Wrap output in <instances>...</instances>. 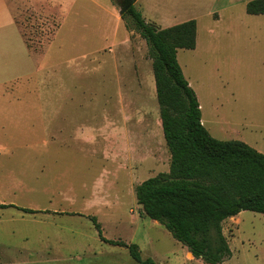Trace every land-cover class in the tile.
<instances>
[{"label":"rangeland","instance_id":"374dc122","mask_svg":"<svg viewBox=\"0 0 264 264\" xmlns=\"http://www.w3.org/2000/svg\"><path fill=\"white\" fill-rule=\"evenodd\" d=\"M125 1L42 2L16 14L41 71L0 88V204L13 205L0 208V264H138L127 247L101 240L92 217L104 238L137 244L143 259L205 264L137 203L136 187L168 172L170 154L156 128L148 46L130 16L114 31ZM144 1L135 9L156 23ZM247 2L185 9L181 20L198 17L197 45L179 49L178 61L209 133L264 154V15H249ZM135 93L136 103L119 104ZM223 232L232 253L223 264H264V215L243 211Z\"/></svg>","mask_w":264,"mask_h":264},{"label":"trees","instance_id":"16d2710c","mask_svg":"<svg viewBox=\"0 0 264 264\" xmlns=\"http://www.w3.org/2000/svg\"><path fill=\"white\" fill-rule=\"evenodd\" d=\"M246 12L264 15V0H248ZM125 16L133 19L135 31L149 49L170 154L168 172L136 187L137 203L145 216L162 224L195 259L223 264L232 254L223 223L243 211L264 215V154L243 141L218 140L202 124L198 98L178 61L179 49L196 48L195 19L160 28L146 22L134 5L122 19ZM7 207L13 205L0 204ZM92 221L102 241L127 247L138 264H156L152 258H142L137 244L104 238L97 218Z\"/></svg>","mask_w":264,"mask_h":264},{"label":"crops","instance_id":"0c3cea01","mask_svg":"<svg viewBox=\"0 0 264 264\" xmlns=\"http://www.w3.org/2000/svg\"><path fill=\"white\" fill-rule=\"evenodd\" d=\"M141 1L143 0H136L138 3ZM145 1L142 7H145V11L146 9L152 11L153 15L150 18L151 22L153 19L156 20L157 22L154 23L160 28L163 27L159 25V23H164L166 19L168 23L179 21V24L190 20V18H184V20H181L183 19L182 13L185 9L197 10L201 8L202 10L205 8L207 13H209L214 10H225L231 7L235 2V0H149L146 4ZM42 2H45L47 5H56L60 4L61 0H0V88L8 87L9 85H17L22 80L30 78L32 75L41 71V56L29 50L16 22V14L19 10L31 14L34 12L31 11V8L40 5ZM164 9H168L169 12H158L159 10ZM115 12L117 16L115 17V14H113L116 22L114 31L118 32L119 23L122 20L121 15L117 11ZM193 17L198 21L197 16ZM132 35L133 32H131L130 37ZM132 56L134 59L130 64L133 66L137 64L139 71H141L142 64L139 63V55H133V53H131L130 57ZM150 65V67H152V62H150ZM136 96L138 95L135 93V96L132 95L117 99L119 104H121L123 100H129L130 103L134 104L136 103L134 100H139V97L137 98ZM157 123L158 126H156V128L158 129V127L160 128L162 125L161 121L158 119V114Z\"/></svg>","mask_w":264,"mask_h":264},{"label":"water","instance_id":"95a60500","mask_svg":"<svg viewBox=\"0 0 264 264\" xmlns=\"http://www.w3.org/2000/svg\"><path fill=\"white\" fill-rule=\"evenodd\" d=\"M136 0H126L123 4H121V9L119 14L124 15L134 4Z\"/></svg>","mask_w":264,"mask_h":264},{"label":"flooded vegetation","instance_id":"af4514ba","mask_svg":"<svg viewBox=\"0 0 264 264\" xmlns=\"http://www.w3.org/2000/svg\"><path fill=\"white\" fill-rule=\"evenodd\" d=\"M122 1H124V0H122Z\"/></svg>","mask_w":264,"mask_h":264}]
</instances>
